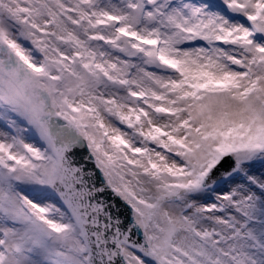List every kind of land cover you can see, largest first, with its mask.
I'll list each match as a JSON object with an SVG mask.
<instances>
[{"label":"snow or ice","instance_id":"snow-or-ice-1","mask_svg":"<svg viewBox=\"0 0 264 264\" xmlns=\"http://www.w3.org/2000/svg\"><path fill=\"white\" fill-rule=\"evenodd\" d=\"M0 264H264V0H0Z\"/></svg>","mask_w":264,"mask_h":264}]
</instances>
